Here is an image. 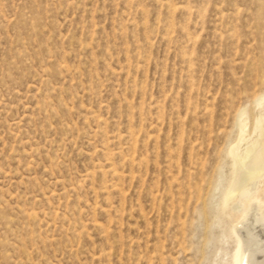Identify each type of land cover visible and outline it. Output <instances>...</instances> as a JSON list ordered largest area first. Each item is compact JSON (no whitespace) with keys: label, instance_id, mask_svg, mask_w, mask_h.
Masks as SVG:
<instances>
[{"label":"rangeland","instance_id":"374dc122","mask_svg":"<svg viewBox=\"0 0 264 264\" xmlns=\"http://www.w3.org/2000/svg\"><path fill=\"white\" fill-rule=\"evenodd\" d=\"M262 98L264 0H0V264H237Z\"/></svg>","mask_w":264,"mask_h":264},{"label":"bare ground","instance_id":"6f19581e","mask_svg":"<svg viewBox=\"0 0 264 264\" xmlns=\"http://www.w3.org/2000/svg\"><path fill=\"white\" fill-rule=\"evenodd\" d=\"M264 100V98H262ZM261 101L258 103L261 105ZM262 117L258 118L255 123L254 131H257V137L251 142L247 143L246 150L248 152V157H252V152L260 145L264 143V126L262 124ZM248 127L247 123L242 120L239 122V132L236 140L229 147V154L232 156L234 163L240 161L238 151L242 146V143L248 139ZM263 146V145H262ZM254 157V156H253ZM257 164H251L248 167V176L246 177V182L240 185L238 188L230 189L227 196L230 197L234 191H239L242 194H247L250 192L248 181H255L261 174L264 169V147H261L260 151L255 155ZM260 160L263 164L260 163ZM261 164V165H260ZM258 210L263 211L264 205L261 203L257 204ZM249 210H244L237 220L234 230H237V227H246L245 222L252 220L250 225L246 227L245 233L240 237V247H239V256L237 258V264H264V236H261L257 232V228L260 227L264 233V215L253 214L250 215ZM261 255V257H260Z\"/></svg>","mask_w":264,"mask_h":264}]
</instances>
